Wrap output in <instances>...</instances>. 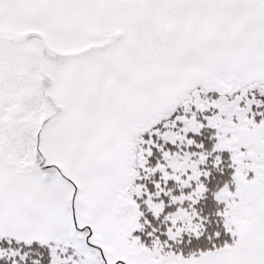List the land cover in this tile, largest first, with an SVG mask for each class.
Wrapping results in <instances>:
<instances>
[{"label":"snow or ice","instance_id":"obj_1","mask_svg":"<svg viewBox=\"0 0 264 264\" xmlns=\"http://www.w3.org/2000/svg\"><path fill=\"white\" fill-rule=\"evenodd\" d=\"M0 264H264V0H0Z\"/></svg>","mask_w":264,"mask_h":264}]
</instances>
